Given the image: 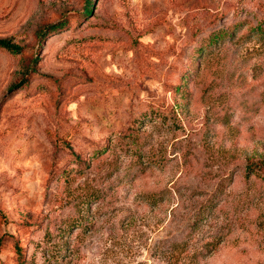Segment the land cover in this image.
Listing matches in <instances>:
<instances>
[{
    "label": "rangeland",
    "instance_id": "obj_1",
    "mask_svg": "<svg viewBox=\"0 0 264 264\" xmlns=\"http://www.w3.org/2000/svg\"><path fill=\"white\" fill-rule=\"evenodd\" d=\"M85 1L0 0V264H264V0Z\"/></svg>",
    "mask_w": 264,
    "mask_h": 264
},
{
    "label": "trees",
    "instance_id": "obj_2",
    "mask_svg": "<svg viewBox=\"0 0 264 264\" xmlns=\"http://www.w3.org/2000/svg\"><path fill=\"white\" fill-rule=\"evenodd\" d=\"M92 5H93V0H86L85 1L84 12L82 13L81 18L89 16V14L91 13ZM69 22H70V20L68 18H64L57 24L43 27L39 31V34H38L39 39L41 41H43L44 38L47 36V34H49L50 32L57 31L62 27H69L68 26ZM0 48L6 49L13 54H24V52H25L24 48L22 46L17 45V44H13L9 40L0 41ZM25 84H26V79H23L20 82V85L23 86Z\"/></svg>",
    "mask_w": 264,
    "mask_h": 264
}]
</instances>
